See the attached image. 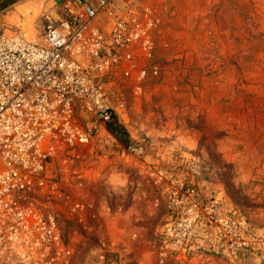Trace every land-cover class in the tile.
Segmentation results:
<instances>
[{"label":"rangeland","instance_id":"rangeland-1","mask_svg":"<svg viewBox=\"0 0 264 264\" xmlns=\"http://www.w3.org/2000/svg\"><path fill=\"white\" fill-rule=\"evenodd\" d=\"M37 1L0 16V30L41 10ZM137 2L160 13V72L140 100L123 87L128 145L88 143L67 166L53 165V182L20 194L38 221L4 242L0 264H264V242L238 262L217 251L172 254L160 236L171 214L157 176L187 178L204 200L224 191L264 233V0ZM185 154L200 158L195 178Z\"/></svg>","mask_w":264,"mask_h":264},{"label":"built area","instance_id":"built-area-1","mask_svg":"<svg viewBox=\"0 0 264 264\" xmlns=\"http://www.w3.org/2000/svg\"><path fill=\"white\" fill-rule=\"evenodd\" d=\"M159 14L137 0H52L0 30V250L38 221L20 194L53 182V165L67 166L88 143L117 142L108 124L128 119L123 87L140 100L160 72L153 61ZM181 161L192 178L200 174L199 157ZM157 176L171 214L160 236L172 254L188 260L217 251L238 262L262 250L263 231L224 191L204 200L187 178Z\"/></svg>","mask_w":264,"mask_h":264},{"label":"crops","instance_id":"crops-1","mask_svg":"<svg viewBox=\"0 0 264 264\" xmlns=\"http://www.w3.org/2000/svg\"><path fill=\"white\" fill-rule=\"evenodd\" d=\"M26 1L31 2V3H35L36 0H0V16L5 17L6 15H10L11 13H13L15 11L19 12V10L16 9L15 7L18 6L19 4H23L22 2H26ZM37 2H40L39 3L40 5L42 2L46 6L52 5V0H38ZM21 6H23V5H21ZM37 7H39V6H37ZM41 8H42V5H41ZM37 9H39V8H37ZM37 9H31L29 11V13H36ZM20 14H25V13L20 12Z\"/></svg>","mask_w":264,"mask_h":264},{"label":"trees","instance_id":"trees-1","mask_svg":"<svg viewBox=\"0 0 264 264\" xmlns=\"http://www.w3.org/2000/svg\"><path fill=\"white\" fill-rule=\"evenodd\" d=\"M108 129L113 133L120 142L127 146L129 142V135L124 126L119 122L118 119L114 118L109 124Z\"/></svg>","mask_w":264,"mask_h":264}]
</instances>
